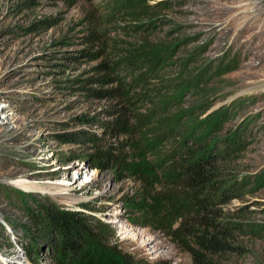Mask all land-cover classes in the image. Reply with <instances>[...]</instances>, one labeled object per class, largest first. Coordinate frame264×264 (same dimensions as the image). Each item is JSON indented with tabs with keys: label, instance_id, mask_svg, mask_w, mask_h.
I'll list each match as a JSON object with an SVG mask.
<instances>
[{
	"label": "rangeland",
	"instance_id": "obj_1",
	"mask_svg": "<svg viewBox=\"0 0 264 264\" xmlns=\"http://www.w3.org/2000/svg\"><path fill=\"white\" fill-rule=\"evenodd\" d=\"M118 1L0 0V264L17 253L13 264L77 263V252L55 255L50 238L27 254V208L50 202L103 223L115 235L93 246L137 264H197L187 248L199 249L194 238L174 229L198 213L223 231L225 246L203 250L207 260L264 264V226L243 225H264V0ZM142 5L160 17L155 28L144 29L151 17L138 14ZM147 42L173 52L139 81L148 68L124 71L120 60ZM232 59L234 70H220ZM120 109L126 128L115 124ZM222 109L232 118L203 146L238 130L246 146L209 167L251 183L197 210L178 198L173 179L201 145L200 123ZM83 115L91 121L74 119ZM80 129L100 140H61ZM99 147H113V161L101 164Z\"/></svg>",
	"mask_w": 264,
	"mask_h": 264
},
{
	"label": "trees",
	"instance_id": "obj_2",
	"mask_svg": "<svg viewBox=\"0 0 264 264\" xmlns=\"http://www.w3.org/2000/svg\"><path fill=\"white\" fill-rule=\"evenodd\" d=\"M137 1L145 3L147 0H133V2ZM126 2L127 0L121 1L119 6ZM164 3L165 5L163 7L169 6L168 1ZM137 12L141 17H151L150 20L142 22L146 30L155 28L160 21L159 16L152 17L149 15L153 10L145 5H142V8L138 9ZM172 52L173 47L170 45L154 44L151 42L142 43L136 51L126 55L120 60L121 68L124 71H128L129 68L137 70L148 68V71L143 72L139 78V81L145 80V76L153 73L157 64H165V61L171 57ZM234 62V59L230 60V62L220 70H234L236 67ZM217 68L219 70V67ZM201 73L200 71L198 76H200ZM182 86L183 84L181 83L179 88ZM177 104L179 103L177 102ZM115 110L117 112V109ZM120 111L115 124L121 128H126V125L129 123V120L126 118L127 112L124 109H120ZM214 113L215 114L209 117L208 120L200 123L203 130L195 137V140L201 144L199 146L200 149L198 148L190 155V158L184 160V163H182L180 167V176L178 174L177 177L173 179V187L176 193L179 194L178 198H182L186 204H189L191 208L197 210L209 208L217 205L221 201L225 202L227 199L237 197L239 196V191L245 189V187L251 183V181L247 179L248 176L230 179L224 177L223 173L216 167H209V164L211 165L215 161L231 158L235 152L242 151L246 146L245 142H243L246 133L243 130H238L235 134H232V136L220 140L221 144L217 147L212 146L210 149L206 146L207 148L205 149L203 144L212 134V129H214V131L220 130L221 126L232 118L227 109L217 110ZM74 119L81 123L91 121V118L86 115L77 116ZM168 120L172 119L163 116L162 122L168 124ZM92 136H96V134L87 129L70 132L63 131L60 134V138L63 142H82L83 140L98 142V140H100V138L97 137L96 139V137ZM113 152V147H108L106 149L99 147L95 153V158L100 161L101 164L107 165L114 159L115 155ZM261 178L262 175L258 176L257 181L260 182ZM48 204L45 206V204L38 203L36 207L37 211L27 208V211L32 215V224L25 229L28 232H24V235L26 237L28 236L26 239V251L28 256L37 254L39 252L38 244L40 241L50 238L53 243L51 246L52 250L56 251L55 255L58 253L62 257L67 256V252H72L73 254L77 252V255L73 257V259H77V263L74 264H137L134 260L130 261L123 256L119 257L116 253L107 250L103 251L93 246L97 241L107 240L115 235L114 232L106 235V227L103 223L92 221L82 213L64 210L55 203L50 202ZM187 219L188 216L183 214L181 221L176 229H174V234L179 239H187V242L190 241V238H194V244L199 249L192 248L190 245L188 246V244L187 248L192 253L197 264H213L205 258L202 251L207 250L215 252L218 244L225 246L224 241L218 238V233L222 231V229H220L221 224L212 218L202 219L200 213L195 215L192 221H187ZM241 225L240 223L232 222L231 228L238 229L241 228ZM243 225L254 227L251 228L254 232L259 231L261 227L264 226L248 223ZM209 228H211V231Z\"/></svg>",
	"mask_w": 264,
	"mask_h": 264
},
{
	"label": "bare ground",
	"instance_id": "obj_3",
	"mask_svg": "<svg viewBox=\"0 0 264 264\" xmlns=\"http://www.w3.org/2000/svg\"><path fill=\"white\" fill-rule=\"evenodd\" d=\"M19 255H20V254L17 253L14 257H12L10 263L13 264V263L19 261V260H20V256H19Z\"/></svg>",
	"mask_w": 264,
	"mask_h": 264
}]
</instances>
